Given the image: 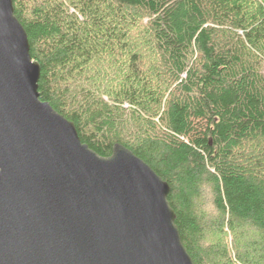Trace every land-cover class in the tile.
Masks as SVG:
<instances>
[{
  "label": "trees",
  "instance_id": "obj_1",
  "mask_svg": "<svg viewBox=\"0 0 264 264\" xmlns=\"http://www.w3.org/2000/svg\"><path fill=\"white\" fill-rule=\"evenodd\" d=\"M14 9L40 98L101 156L121 143L169 183L195 264H264V0Z\"/></svg>",
  "mask_w": 264,
  "mask_h": 264
},
{
  "label": "water",
  "instance_id": "obj_2",
  "mask_svg": "<svg viewBox=\"0 0 264 264\" xmlns=\"http://www.w3.org/2000/svg\"><path fill=\"white\" fill-rule=\"evenodd\" d=\"M14 0H0V264H195L170 185L116 143L101 156L40 98Z\"/></svg>",
  "mask_w": 264,
  "mask_h": 264
},
{
  "label": "rangeland",
  "instance_id": "obj_3",
  "mask_svg": "<svg viewBox=\"0 0 264 264\" xmlns=\"http://www.w3.org/2000/svg\"><path fill=\"white\" fill-rule=\"evenodd\" d=\"M205 208H207V207H205ZM228 240L234 242V236L232 234H228Z\"/></svg>",
  "mask_w": 264,
  "mask_h": 264
}]
</instances>
